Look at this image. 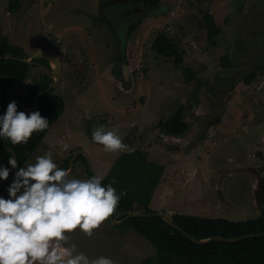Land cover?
<instances>
[{
    "label": "rangeland",
    "instance_id": "374dc122",
    "mask_svg": "<svg viewBox=\"0 0 264 264\" xmlns=\"http://www.w3.org/2000/svg\"><path fill=\"white\" fill-rule=\"evenodd\" d=\"M20 5L11 14L8 0H0L1 34L28 57L38 50L56 56L60 69L52 91L64 99L63 114L25 166L49 151L61 166L82 149L96 175L104 176L124 152L106 153L92 142L91 133L103 125L118 129L130 150L147 152L150 162L164 166L150 202L154 211L235 222L260 215L264 0H20ZM204 12L220 29L215 46L207 40ZM159 33L178 46L181 66L151 50ZM31 84L0 77V116L5 103L24 99ZM180 106L189 123L185 134L168 136L156 128ZM60 141L70 145L67 152ZM12 176L0 181L5 198ZM72 176L87 179L85 166L75 164ZM120 226L106 220L91 238L77 231L72 242L89 258L110 257L116 264H144L155 256L149 241ZM167 264L182 263L169 258Z\"/></svg>",
    "mask_w": 264,
    "mask_h": 264
},
{
    "label": "trees",
    "instance_id": "16d2710c",
    "mask_svg": "<svg viewBox=\"0 0 264 264\" xmlns=\"http://www.w3.org/2000/svg\"><path fill=\"white\" fill-rule=\"evenodd\" d=\"M20 8V0H8L10 13H16ZM202 19L207 29V40L212 46H215V38L220 29L209 13H202ZM151 50L159 57L171 59L177 67L182 64L183 57L178 46L164 33L157 35L151 44ZM2 54H9L12 57L11 59H3L0 64V75L6 82L24 84L29 79L31 80L32 84L28 94L19 101L26 108H32L34 98L49 87L51 80L41 69L32 64L21 62L22 59L28 58L24 49L10 44L8 38L3 37L0 33V56ZM33 62L45 64L49 68V62L44 59H34ZM35 69L39 70L40 76H32V71ZM112 73L114 78L119 79L120 68L118 65H114ZM184 73L188 78L193 79L194 72L190 68H185ZM14 99L17 98L11 100ZM11 100H8L5 105ZM17 107L18 111H24L20 106L17 105ZM36 110H39L41 115L48 119L49 127L43 132L33 134L27 144L12 145L10 141L6 140L7 146L16 153L19 167L25 166L52 125L63 114L64 99L51 90L45 96L40 97ZM184 112V107L180 106L167 121L159 122L156 128L168 136L185 134L189 129V123L184 120ZM10 156V153L3 146V139H0V165L8 166L7 161ZM70 158L71 156L60 167L68 168ZM78 163L85 166L87 178L94 176L83 155L77 158L75 164ZM164 169V166L150 162L147 152L140 150H129L117 157L102 181V184L107 186L115 179L116 183L112 186L117 190V194H123L112 217L116 220L122 219L135 212V205L141 213H155L156 211L150 208V201L161 181ZM262 184L261 212L255 219L235 222L224 218H207L181 213H175L170 218L174 224L197 240L217 236L238 238L264 233V176L262 177ZM120 227L138 233L155 248V256L148 258L144 264H152L153 262L167 264L169 258L178 259L182 264H264V236L247 238L235 243L211 241L204 245H197L189 241L181 232L170 227L157 215L130 218Z\"/></svg>",
    "mask_w": 264,
    "mask_h": 264
},
{
    "label": "clouds",
    "instance_id": "9594fccd",
    "mask_svg": "<svg viewBox=\"0 0 264 264\" xmlns=\"http://www.w3.org/2000/svg\"><path fill=\"white\" fill-rule=\"evenodd\" d=\"M48 127L39 110L18 111L16 101H11L0 116V139L27 144ZM91 140L106 153L130 150L115 128L99 125ZM59 146L64 152L70 147L64 141ZM7 165H0V181L9 180L10 170L15 172L7 198L0 195V264H116L110 257L89 258L72 242L77 231L91 238L115 214L123 195L112 186L115 179L104 186L102 175L73 178L71 169L61 168L51 151L23 167L13 154Z\"/></svg>",
    "mask_w": 264,
    "mask_h": 264
},
{
    "label": "water",
    "instance_id": "95a60500",
    "mask_svg": "<svg viewBox=\"0 0 264 264\" xmlns=\"http://www.w3.org/2000/svg\"><path fill=\"white\" fill-rule=\"evenodd\" d=\"M11 58L12 57L9 54H2L0 56V64H1V61L3 59H11ZM39 58L40 59H44V60L48 61L49 63L53 61L54 64H55V68L53 70H51V68H50V67H52L51 64L49 65V68H48V67H46L43 64H38V63L33 62L34 59H39ZM21 62L27 63V64H32V65L36 66L37 68L41 69L44 72V74H46L47 77L51 80V83H50L49 87L47 89H45L44 91L40 92L34 98V102H33L32 108H26L25 105L22 102L16 101L18 106H20L26 113H29V112L35 111L37 109L40 97L45 96L48 92H50L54 88V86L56 84V75H58L59 69H60V63H59L58 59L56 58V56H54L52 54H49V53H46V52H43V51H39L36 54L28 57L27 59H22ZM7 105H8V103H7ZM7 105L4 108V112H5L6 108H7ZM3 146H4L5 150L10 153V155L14 154L15 158H16V153L7 146L6 140H3ZM81 155H83L85 157L87 165L89 166V168L92 171L93 175H96V173L94 172V170H93V168L91 166V163L89 161L87 152L85 150H82V149H79V150L75 151L73 153V155L71 156L70 160H69V167L68 168L71 169V174H72V172L74 170V166H75V162H76L77 158L79 156H81ZM248 171H250V170H248ZM10 172L14 175L15 170H10ZM230 173H232V171H230ZM257 182H258L257 183L258 190H256V192H257L258 202H259V199L260 198L262 199V195H263L262 177L260 175H258ZM155 215L161 217L170 227L178 230L189 241H191L192 243L197 244V245H204V244H207V243H209L211 241H218V242H225V243H235V242H239L241 240L247 239V238H254V237L264 236V233H261V234L246 235V236H242V237H238V238H224V237H221V236H217V237H211V238H208V239L197 240V239L189 236L182 228H180L179 226L174 224L173 221L171 220V218L168 217L165 213H158V212H155V213H152V214H144V213H141V212H133L131 214L126 215L125 217H123L120 220H116L112 216L109 217L108 220L111 222L112 225L120 226L125 221L130 219V218L152 217V216H155Z\"/></svg>",
    "mask_w": 264,
    "mask_h": 264
},
{
    "label": "flooded vegetation",
    "instance_id": "af4514ba",
    "mask_svg": "<svg viewBox=\"0 0 264 264\" xmlns=\"http://www.w3.org/2000/svg\"><path fill=\"white\" fill-rule=\"evenodd\" d=\"M117 2H118V0H117ZM129 2H130V1H129ZM129 2H128V4H129ZM20 6H21V5H20ZM20 10H21V8H20ZM20 10H19V11H20ZM132 10H133V9H132ZM8 12H9V11H8ZM9 13H10V12H9ZM11 14H13V13H11ZM112 17H113V16H112ZM106 19H107V20H110V19H108V18H106ZM0 33H1V30H0ZM1 35H2V34H1ZM2 36H3V35H2ZM3 37H6V36H3ZM7 38H8V37H7ZM8 40H9V39H8ZM24 52H25V51H24ZM25 53H26V52H25ZM26 54H27V53H26ZM27 56H28V55H27ZM35 63H38V62H35ZM38 64H41V63H38ZM47 64H48V62H47ZM43 65H45V64H43ZM49 65H50V63H49ZM0 77H1L2 80H4V78H3L1 75H0ZM4 81H5V80H4ZM28 91H29V90H28ZM27 94H28V92H27ZM21 100H22V99H20V101H21ZM11 101H18V102H20L19 99H16V100L14 99V100H11ZM8 103H9V102H8ZM6 105H7V104H6ZM6 105H4V108H5ZM4 108H3V110H2L3 112H4Z\"/></svg>",
    "mask_w": 264,
    "mask_h": 264
},
{
    "label": "crops",
    "instance_id": "0c3cea01",
    "mask_svg": "<svg viewBox=\"0 0 264 264\" xmlns=\"http://www.w3.org/2000/svg\"><path fill=\"white\" fill-rule=\"evenodd\" d=\"M21 48H23V47H21ZM24 51L26 52V50L24 49ZM35 52V51H34ZM36 52H39V50L38 51H36ZM27 53V52H26ZM115 162V161H114ZM113 165V164H112ZM111 165V166H112ZM111 168V167H110ZM110 168L108 169V170H106V173H105V175H104V177L108 174V172H109V170H110ZM151 202V201H150ZM151 205L152 204H150V208H151ZM152 209V208H151ZM153 210V209H152Z\"/></svg>",
    "mask_w": 264,
    "mask_h": 264
},
{
    "label": "built area",
    "instance_id": "2783aa9c",
    "mask_svg": "<svg viewBox=\"0 0 264 264\" xmlns=\"http://www.w3.org/2000/svg\"><path fill=\"white\" fill-rule=\"evenodd\" d=\"M70 136V135H69Z\"/></svg>",
    "mask_w": 264,
    "mask_h": 264
}]
</instances>
